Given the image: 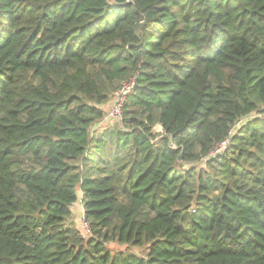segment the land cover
<instances>
[{
    "label": "trees",
    "instance_id": "1",
    "mask_svg": "<svg viewBox=\"0 0 264 264\" xmlns=\"http://www.w3.org/2000/svg\"><path fill=\"white\" fill-rule=\"evenodd\" d=\"M255 113L264 0H0V264H264Z\"/></svg>",
    "mask_w": 264,
    "mask_h": 264
},
{
    "label": "rangeland",
    "instance_id": "2",
    "mask_svg": "<svg viewBox=\"0 0 264 264\" xmlns=\"http://www.w3.org/2000/svg\"><path fill=\"white\" fill-rule=\"evenodd\" d=\"M113 103V97L110 98L106 103L101 104L99 106H101L104 110H105V115L109 114L111 105ZM259 115L264 117V114L262 113H255L254 116ZM122 118H109V120H106L105 122L100 121L99 124L102 126L101 128L103 129H118L120 127H123V121L121 120ZM154 131H156L157 133L162 131V127L160 125L155 126ZM196 168V171H198L199 168L204 167V163L201 161L200 163H196V164H187L185 169L187 168ZM180 168V167H179ZM82 196V193L79 192V201L73 205L72 207V212H73V223L78 229L81 230L83 236L85 238H89L90 235L92 234L90 229H86L85 225H84V221H83V208L80 202V198ZM109 246L113 249H122L125 248V246L119 245V244H114V243H110ZM133 250L137 253V252H142L143 249L140 248H133Z\"/></svg>",
    "mask_w": 264,
    "mask_h": 264
},
{
    "label": "built area",
    "instance_id": "3",
    "mask_svg": "<svg viewBox=\"0 0 264 264\" xmlns=\"http://www.w3.org/2000/svg\"><path fill=\"white\" fill-rule=\"evenodd\" d=\"M135 84H136V78L135 76H133L129 80L123 82V84L114 92L113 103L111 105L109 114L105 115L104 119L102 120L103 122H105L106 120H109V118H112V117L123 118V111H124L126 100L129 94L134 90ZM230 143H231L230 139H226L222 141L220 144H218L215 147L214 152H219L227 148L230 145ZM83 221H84L85 228L90 229L84 217H83Z\"/></svg>",
    "mask_w": 264,
    "mask_h": 264
},
{
    "label": "crops",
    "instance_id": "4",
    "mask_svg": "<svg viewBox=\"0 0 264 264\" xmlns=\"http://www.w3.org/2000/svg\"><path fill=\"white\" fill-rule=\"evenodd\" d=\"M81 201V200H80Z\"/></svg>",
    "mask_w": 264,
    "mask_h": 264
}]
</instances>
